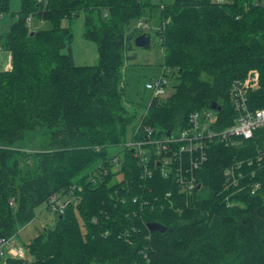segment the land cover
Wrapping results in <instances>:
<instances>
[{
    "label": "trees",
    "instance_id": "trees-1",
    "mask_svg": "<svg viewBox=\"0 0 264 264\" xmlns=\"http://www.w3.org/2000/svg\"><path fill=\"white\" fill-rule=\"evenodd\" d=\"M148 6V0H19L11 12L9 0H0V15L14 18L0 35V48L10 54V67L0 71V238L17 235L36 208L49 209L52 196L66 203L55 224L24 247L25 259L0 264H264V189L243 192L229 206L218 193L223 170L236 160L264 162V130L240 146L208 144L196 172L204 189L190 195L179 192L173 177H162L155 159L164 154L149 146L146 167L155 171L142 178L144 166L125 143L135 136L147 141L144 129L153 139L174 136L191 113L213 102L221 108L218 128L232 124L228 92L235 80L255 78L246 88L249 104L264 105V0L162 6L161 75L177 83L169 98L152 97L138 119L125 106L122 72ZM79 16L83 38L96 45L94 66H77L63 53L72 41L63 22ZM33 19L41 27H32ZM114 147L122 148L123 162L108 156ZM258 178L264 181V168ZM148 223L165 230L151 232Z\"/></svg>",
    "mask_w": 264,
    "mask_h": 264
},
{
    "label": "rangeland",
    "instance_id": "rangeland-1",
    "mask_svg": "<svg viewBox=\"0 0 264 264\" xmlns=\"http://www.w3.org/2000/svg\"><path fill=\"white\" fill-rule=\"evenodd\" d=\"M173 0H148L149 6L143 11L142 22L143 26L140 28L144 34H148L151 38L150 46L147 48H133L127 53L130 57L125 63L123 70L122 87L124 92V103L131 114H135L139 119L146 112V109L153 97L152 92L146 89V84L154 82L162 77V70L164 64V56L162 47L159 42L157 31L162 22L161 8L169 5ZM10 11L17 12L19 10V0H9ZM3 16L0 22V35L6 33L14 18L12 15ZM34 28L41 27V23L36 19L31 21ZM64 26H68L72 31V41L68 48L63 50V53H71L73 62L77 66H94L97 64L96 45L83 38V17L79 16L66 20L63 22ZM6 26V27H5ZM136 27V23L131 24V28ZM134 57V58H132ZM163 76L165 81L164 92L159 96L160 99L169 98L173 91L176 81L168 75ZM178 132H175L176 136ZM29 142H34L35 137H28ZM127 139L125 142H127ZM19 147H26L21 143ZM108 156H117L119 162H123L124 155L121 147L110 148ZM118 167L112 166V172H116ZM121 175L116 174L113 182L120 179ZM204 189V188H203ZM201 190V192L203 191ZM59 199V198H58ZM60 200V199H59ZM65 199H62L64 201ZM56 214L47 209L45 205H41L35 210L34 219L27 225L22 227L17 235L11 237V242L16 246L25 247L34 237L38 235L43 229L51 228L55 224Z\"/></svg>",
    "mask_w": 264,
    "mask_h": 264
},
{
    "label": "bare ground",
    "instance_id": "bare-ground-1",
    "mask_svg": "<svg viewBox=\"0 0 264 264\" xmlns=\"http://www.w3.org/2000/svg\"><path fill=\"white\" fill-rule=\"evenodd\" d=\"M255 81V78H249L245 80H235L231 84L228 92V98H229V103L232 108V112L234 109V104H233V95L234 93L238 91H246V88L251 85ZM245 99L247 102V105L250 107L249 100L247 97V94L245 93ZM216 104V102H213ZM212 104V103H211ZM217 105V104H216ZM218 106V105H217ZM220 107V106H219ZM261 107H264L261 106ZM258 107V108H261ZM221 110V108H220ZM214 113L217 112L215 110L207 109L204 111H199V112H193L190 114L189 119L192 116H198L201 114H209V113ZM220 112V111H219ZM217 112V117L218 113ZM234 113V120L232 124L227 125L223 128H218V123L219 119H217L215 123V129L214 127L211 129L208 134L210 135L211 138H208L204 133L205 129L203 128H198L192 131L190 134V141L184 142L178 146L179 149L177 150V156L175 160H171V163L168 164V166H165L164 163L158 162L156 163V168L158 167L159 173L162 175L164 178L168 177H173L175 180L176 185H178L179 192L181 194H192L194 192H199L202 190V184L198 181L197 174L196 172L200 170V168L203 166L202 164L205 163L206 161V154L203 155L202 153L204 152L203 149L205 150L208 146V144L215 142L217 144L223 145L226 148L230 147H235V146H240L244 141L240 138L237 137L238 135L234 136H226V137H221L220 132L224 130H235L238 132L242 128V120H240L238 117L236 118V113ZM188 119V121H189ZM259 130H264V127H258L252 134L250 140L254 139L255 133ZM216 132L218 133L217 136L215 137ZM139 133H141L139 131ZM204 134V135H203ZM181 135V131L176 135L178 138ZM201 135H203V138L201 140ZM143 136L144 138H148L150 140L151 144V149L154 151L156 148L161 149L162 144H163V139L162 138H157L153 139V131L151 129H144L143 130ZM143 138H137L135 136L132 139H129L126 144H128L132 151H138L140 148V143ZM146 141V140H145ZM188 143V144H187ZM204 144V147H203ZM203 148V149H202ZM263 152H264V146H263ZM199 152V154H196ZM186 156L188 157V163L187 165L184 164L183 162V157ZM205 156V157H204ZM204 157V160L198 165V167L195 169V164H197L202 158ZM182 159V164L180 165L178 161ZM138 162L140 163V158H137ZM252 161L255 162V166H253ZM264 163V162H263ZM262 162H258L252 158L249 159H243V160H236L233 165L226 167L223 172L222 176L224 177V180L230 177V181H237L239 183L244 182V184L237 186V185H227L223 188L220 189L218 192L221 197H223V201L225 202L226 206L229 205H237L238 203V198H236L238 195L244 192V194H247L248 196H255L257 195L262 189H264V181L262 179L258 178V173L264 168V164ZM153 169H144L142 178H151L154 175ZM57 202L59 199L55 196H52L48 202V205H50L51 200ZM148 224H154V223H148ZM147 224V225H148ZM159 226L163 231L165 228L162 226L155 224ZM148 228V227H147ZM150 231V230H149ZM159 232H163L160 230H156ZM153 232V231H151ZM1 239V238H0Z\"/></svg>",
    "mask_w": 264,
    "mask_h": 264
},
{
    "label": "built area",
    "instance_id": "built-area-1",
    "mask_svg": "<svg viewBox=\"0 0 264 264\" xmlns=\"http://www.w3.org/2000/svg\"><path fill=\"white\" fill-rule=\"evenodd\" d=\"M217 2H220V0H216ZM140 25V24H139ZM164 86L165 81L163 79V76L160 77L158 80L154 82H149L146 84V89L150 90L152 92L153 97H159L164 92ZM245 93L246 91H238L234 93L233 95V104L234 109L233 112L236 113V118L238 117L240 120H242V128L236 132L233 130H224L220 132L221 137L226 136H234L235 134L238 135L237 137H240L243 141H248L253 132L258 127H264V107L258 108V107H249L247 105L246 99H245ZM217 112L209 113V114H201L198 116H192L190 117L188 121V125L185 129L181 130V135L178 138L177 136H165L163 138V144L162 148L158 149L156 148L155 151H153L158 157H161V155L164 154V156L160 159H155L157 162L164 163L165 166H168V164L171 163V160H175L177 156V150L179 149V145L184 142L190 141V134L192 131L198 128L205 129L204 133L208 138H211L208 132L211 131V129L215 127V123L217 121ZM203 134V135H204ZM217 132L215 134V137L217 136ZM203 135H201V140L203 138ZM188 144V143H187ZM129 146L128 144H126ZM144 146H151L150 140L148 139L145 142L140 143V148L138 151H135V157L140 158V163L142 166H144V169H148L147 167V157L145 153ZM204 147V144H203ZM203 149V148H202ZM181 152V150L179 149ZM204 151V149H203ZM196 154H199L197 152ZM205 155V152L202 153ZM264 154V152H263ZM205 157V156H204ZM204 157L195 164V169L198 167V165L204 160ZM147 166V167H146ZM226 186L227 185H237L240 186L244 184V182H237V181H230V177L226 179L225 181ZM66 203L62 200H59L57 202L53 201V199L50 202L49 209L52 213L55 214H62L65 209ZM26 257V251L24 247L16 246L14 243L11 242V238L0 239V261L4 262L6 259H25Z\"/></svg>",
    "mask_w": 264,
    "mask_h": 264
},
{
    "label": "water",
    "instance_id": "water-1",
    "mask_svg": "<svg viewBox=\"0 0 264 264\" xmlns=\"http://www.w3.org/2000/svg\"><path fill=\"white\" fill-rule=\"evenodd\" d=\"M133 43H134V46H135L136 48H147V47L150 46L151 38H150V36H149L148 34H144V33H142V34L138 35V36L134 39ZM210 108H211L212 110L217 111V112L220 111V107L217 106L215 103H212V104L210 105ZM147 227H148V229H149L150 231H156V230L163 231L159 226H157V225H155V224H148Z\"/></svg>",
    "mask_w": 264,
    "mask_h": 264
},
{
    "label": "crops",
    "instance_id": "crops-1",
    "mask_svg": "<svg viewBox=\"0 0 264 264\" xmlns=\"http://www.w3.org/2000/svg\"><path fill=\"white\" fill-rule=\"evenodd\" d=\"M0 18L2 20L3 16L0 15ZM9 67H10V54L4 51L2 48H0V71L6 70Z\"/></svg>",
    "mask_w": 264,
    "mask_h": 264
}]
</instances>
